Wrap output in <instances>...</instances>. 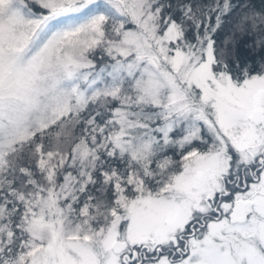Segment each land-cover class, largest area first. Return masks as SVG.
<instances>
[{
	"label": "snow or ice",
	"instance_id": "snow-or-ice-1",
	"mask_svg": "<svg viewBox=\"0 0 264 264\" xmlns=\"http://www.w3.org/2000/svg\"><path fill=\"white\" fill-rule=\"evenodd\" d=\"M0 264H264V0H0Z\"/></svg>",
	"mask_w": 264,
	"mask_h": 264
}]
</instances>
